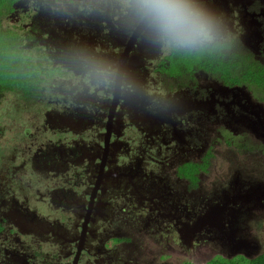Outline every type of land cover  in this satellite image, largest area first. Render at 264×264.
Wrapping results in <instances>:
<instances>
[{
    "label": "flooded vegetation",
    "instance_id": "af4514ba",
    "mask_svg": "<svg viewBox=\"0 0 264 264\" xmlns=\"http://www.w3.org/2000/svg\"><path fill=\"white\" fill-rule=\"evenodd\" d=\"M196 2L208 14L209 36L217 34L216 40L210 38V43L196 46H180L159 38L137 14L136 0L44 1L46 9L42 14L46 17L34 15L16 27L29 36L26 49H53L47 55L39 53L40 57L23 49L32 64H41L26 72L37 78L29 82L33 88L28 89L27 101L46 99L44 87L54 81L57 90L69 91L66 97L79 90L91 96L84 91L90 92L88 86L94 82L95 101L99 102L92 101L89 113L85 112L90 107H80L83 100L77 101L70 111L63 105L54 112H45L39 128L43 134L46 129H53V141H30L27 127H21L20 142L15 147H9L7 140L0 137V149L6 148L5 159L0 161V198L9 191V164L22 161L31 173L46 181L35 201H47L65 215L60 226L55 221L37 224L29 207L25 203L17 206L7 194L11 206L0 203V264H124L123 256L132 261L154 258V264H172L176 258L180 264H207L219 255L214 253L221 245L235 249L237 232L230 224L232 215L224 211L225 206L219 207L215 210L217 220L201 225V218L189 216L190 210L202 205L191 192L200 191L204 197L213 195L199 185L204 178L216 183V191L227 187L218 181H231L234 174L215 173V164L210 172V159L204 161L201 156L211 150L219 157L221 140H216L215 134L226 130L239 135L250 122L237 115L230 118L226 105L219 101L213 108L206 106L204 101L210 96L199 93L202 85L198 81L205 80L206 75L200 74L206 73L215 80V93L220 87L250 92L252 98L248 101L262 104L263 111L252 114L254 118L259 114L258 124L264 117V91L244 84H224L216 75L199 68L198 63H173L168 56L177 50L194 52L218 42L225 44L226 57L246 60L264 71V46L259 52L251 46V39H264V0ZM63 6H70L75 16ZM49 7H53V14ZM17 12L13 5L7 13L14 17ZM73 30L80 31V35ZM58 33L70 39L60 41ZM95 36L103 38L102 49L90 52L93 46L88 43L87 48L73 50L67 44L78 37V43H87ZM97 53H107V59L92 55ZM82 69H86L84 78L88 74L89 83L78 79L83 76ZM136 70L141 76H134ZM150 83L157 86L152 99L147 95L153 92V87H148ZM48 88L53 91L51 85ZM173 90L193 93L188 96L192 102H186L188 113H183V121L177 125L170 119L173 106L160 111L164 93L169 95ZM42 104L46 105L44 101ZM180 106L184 104L177 105ZM78 108L86 109L74 113ZM237 111H248V106ZM235 126L241 129L233 131ZM0 130L1 136L4 131ZM209 132L211 137L207 136ZM81 136L85 139L78 142ZM33 145L36 149L32 155ZM50 151L59 156L43 160ZM194 151H200L198 161L190 154ZM9 153L11 156H7ZM126 162L132 168L125 167ZM184 163L194 164V172L187 166L181 169ZM49 164L54 167H45ZM236 173L237 177L245 176L242 168H237ZM165 179L169 180L167 187L162 184ZM175 226H181L183 237L192 236V241H181L179 232L171 230ZM204 248H212V255ZM203 251L209 256L206 262L185 263V258L193 259Z\"/></svg>",
    "mask_w": 264,
    "mask_h": 264
},
{
    "label": "rangeland",
    "instance_id": "374dc122",
    "mask_svg": "<svg viewBox=\"0 0 264 264\" xmlns=\"http://www.w3.org/2000/svg\"><path fill=\"white\" fill-rule=\"evenodd\" d=\"M44 1H48V3H53L54 0H19L15 4L17 7V14L14 17H11V14L7 12H3L1 16L0 22V32L3 34L2 38L5 43H13L15 40H19L18 42V50L22 53H25L23 49H26V42L29 39V36L25 32L24 29H17L16 27L25 24L31 19V16H39L46 17L42 13L46 7L44 6ZM85 1V0H82ZM64 10L70 14L75 16L74 11L70 6H63ZM51 14H53V7H49ZM73 20H76L78 17H71ZM45 33L48 32L46 26ZM53 32L54 28L49 27ZM75 35H80L79 32H74ZM59 40L63 41L65 38L70 39V37H65L58 33ZM217 34L213 36H207V41H200V43H210L213 38L216 40ZM86 38V37H85ZM211 38V39H210ZM101 36H95L93 38H89L87 43H78L79 37L75 39H71L67 44L72 47L73 50L75 48H87L86 45L90 43L93 47L90 48V52L93 51L94 48L102 49L103 41ZM72 44H71V43ZM251 46L254 48L255 52L262 51L261 46H264V39L255 41L251 39ZM27 47V46H26ZM28 53L39 56V53L49 54L53 49L49 47L48 49H26ZM93 56H101L102 59H107V53H97L92 54ZM30 56V55H29ZM263 57V58H262ZM73 59H76L74 57ZM261 59L264 61V55L261 56ZM78 60V59H77ZM35 61V62H41ZM33 65L37 68L41 64L33 63ZM46 67H51L49 65H44ZM53 68V66H52ZM86 69H82L83 76H80L78 79H82L89 83V75L84 72ZM201 76L206 75V79L203 81H198L201 84V88L199 89V93L204 94V96H210L208 99L204 101V104L210 108H213L217 101L220 102L221 105L225 104V111L228 112V116L233 118V115H237L235 117H243L247 119L250 123L244 127V130L240 132L239 135H235V133H231L223 130L220 133L215 134V139L221 140V145H219L218 150L221 152L219 157H215L214 153L211 150H205L204 161L208 158L209 166L208 169L210 172L219 173L221 175H226L229 173H233L234 176L231 181H218L221 184H225L227 187L222 188L220 191H216V183L212 181H206L204 178V182L199 184L203 188H208L213 195L203 196V193L191 192L198 203L202 202V205L197 209L190 210L189 216L191 218H199L209 211H215L219 207L225 206V212L231 213L237 222L243 225L241 228L237 225H233L235 231L237 232V239L239 242H235V249L228 245H221L220 250L214 258H212L207 264L212 263L215 260L220 261V255L223 257H231L229 260H236L238 258L239 253L237 251L241 249L244 253L248 255H252L255 252H260L264 249V117L260 118L258 124V118L261 111H263L262 104L256 101H248V99L252 98V94L247 92L245 89H232L227 87H220L219 92L215 93V80L206 73H201ZM134 76H141L138 70L134 72ZM76 77L72 79H76ZM113 79V78H111ZM67 81L69 78L67 76ZM54 81H50L44 87L46 99L41 101H25L23 100L21 93L19 91H9L3 90L0 92V128L3 129L1 136L7 140L9 147H15L20 142V129L27 127L29 129V139L30 141H37V143L41 144L43 140L53 141L51 135L53 133V129H46V134L42 133V130L39 128V123L42 122V118L45 117V112L49 113V111L54 112L55 110H59L60 107L66 106L68 107L66 111H70L77 101L83 100L80 107L88 106L90 109L86 110L85 113H89L92 109V101L99 102L96 100L95 88L92 86L94 82L88 86L89 91H84L86 93H90L91 96H85L82 92L74 91L71 93L70 97H66V94L69 91H65V89L57 90L55 86L52 84ZM79 82V81H77ZM156 83H150V86L153 87V92H148L149 97L152 99L154 97V89L157 88ZM53 91L49 90V86ZM46 88V89H45ZM144 88V87H143ZM247 92V94H246ZM257 93V92H256ZM163 96L160 100V103L164 106L162 110H169L172 106L174 107L170 112V119L173 121L174 125H177L178 122L183 121V113H188V108L186 102L191 103L192 100L188 98V96H192L193 93L185 92L183 90H173L169 95ZM45 102L46 105L43 106L42 102ZM148 101V99H147ZM149 102V101H148ZM87 104V105H85ZM179 104H184V106L177 107ZM245 105L248 106V111L239 112ZM96 107H94L95 109ZM82 109H75L73 112L76 113ZM258 111V118H254L252 116L253 111ZM65 114V111L63 110ZM62 114V115H64ZM68 115V114H67ZM188 115H185V118ZM184 118V119H185ZM54 119V118H53ZM73 119V118H72ZM53 121V120H52ZM76 121V118L73 119ZM241 128L239 126H235L232 130L239 131ZM59 132L63 133L65 131L59 130ZM225 132H228L227 135ZM208 137L212 136V133H207ZM263 138V139H262ZM81 139H85L84 136H81L77 139L78 142ZM258 139V140H257ZM223 140V141H222ZM226 142V143H224ZM230 142V144H229ZM228 143V144H227ZM36 145H33V149L31 154L35 153ZM216 149V146L214 147ZM200 151H194L190 154H194V161H198ZM4 155H6V148L2 147L0 149V161L5 159ZM7 156H11L9 153ZM59 155H54L53 151H50L48 154L43 156V160L50 161L52 157H58ZM184 156V155H183ZM179 157L180 159L183 157ZM191 157V156H190ZM185 158V156H184ZM125 167H131L128 162L125 163ZM134 165V162H133ZM187 167H191L193 169L194 164H186L184 163L181 169H185ZM206 166V162L202 164V167ZM45 167H54L53 165H45ZM132 168V167H131ZM237 168H242V171L245 173V176L241 175L237 177ZM6 177H8V195L12 199L16 205H20L25 203L29 207V211L34 218V222L37 224L41 223H49V221H55L56 226H60L61 222L64 218V214L62 210L54 207L52 204L47 201H35L34 197H38L39 191L42 189V185L46 181L40 175L31 173L27 166L22 161H14L9 164V176L8 171L6 173ZM50 176H46V179H49ZM164 187L169 185V180H164L162 183ZM230 185V186H229ZM229 186V187H228ZM175 194L174 191H172ZM189 193V192H188ZM6 193L0 198V203L3 202L6 206H11L10 200L8 199V195ZM215 205V206H213ZM34 209H37L40 213L35 212ZM192 221V220H190ZM173 233L179 232V239L186 240V242L190 243L192 241V236H188L186 238L183 237V229L181 226H175L172 229ZM165 233H163L160 237H162ZM162 246L159 245V250ZM121 249H124V246H121ZM162 251V250H161ZM204 251H208L210 255H212V248H204ZM200 252L198 255L191 259L185 258V263H190L191 260L206 262L209 258L206 252ZM165 255V253L163 252ZM233 254V255H232ZM179 258L173 260L172 264H180ZM124 264H154V258L146 261L143 259H139L137 261H132L128 257L125 258L123 256Z\"/></svg>",
    "mask_w": 264,
    "mask_h": 264
},
{
    "label": "trees",
    "instance_id": "16d2710c",
    "mask_svg": "<svg viewBox=\"0 0 264 264\" xmlns=\"http://www.w3.org/2000/svg\"><path fill=\"white\" fill-rule=\"evenodd\" d=\"M19 0H0V22L3 12L12 10ZM0 32V92L3 90L21 91L23 100L27 101L28 89L33 86L29 83L37 78L26 74L36 68L25 53L18 50L17 44L5 43ZM224 43L204 45L194 52L177 50L168 56L173 63L189 65L198 63V67L216 75L224 84H244L249 88L264 91V71H260L253 63L236 61L226 57L223 52ZM29 101H32L31 98ZM1 131V130H0ZM193 172L194 170L191 169ZM189 174V173H188ZM187 174V175H188ZM210 264H264V249L252 257L242 255L236 260H227L220 257Z\"/></svg>",
    "mask_w": 264,
    "mask_h": 264
},
{
    "label": "clouds",
    "instance_id": "9594fccd",
    "mask_svg": "<svg viewBox=\"0 0 264 264\" xmlns=\"http://www.w3.org/2000/svg\"><path fill=\"white\" fill-rule=\"evenodd\" d=\"M135 7L141 20L161 39L187 47L209 35L208 14L196 0H136ZM214 214L209 211L199 218L205 222Z\"/></svg>",
    "mask_w": 264,
    "mask_h": 264
},
{
    "label": "water",
    "instance_id": "95a60500",
    "mask_svg": "<svg viewBox=\"0 0 264 264\" xmlns=\"http://www.w3.org/2000/svg\"><path fill=\"white\" fill-rule=\"evenodd\" d=\"M221 212H223V211H221ZM229 215H232V214L229 213ZM215 220H217V218H216V216H215V214H214L209 220H206L205 222H207V223L209 224V223L214 222ZM230 220H231V223H230V224H231V226L233 227V228H232L233 231H235V228H234L233 225H237V226H239L240 228L243 226L242 224L240 225V224L237 222V220L234 218L233 215H232V217H231ZM205 222L200 221V224H201V225H205ZM236 242H239V239H237ZM237 253L242 254V255H244L245 257H252V255H256V254L259 253V252H255V253H253L252 255H248V254L244 253L241 249H239V250L237 251Z\"/></svg>",
    "mask_w": 264,
    "mask_h": 264
}]
</instances>
